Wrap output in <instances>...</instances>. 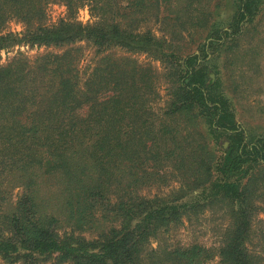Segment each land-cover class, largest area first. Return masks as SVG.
<instances>
[{
	"label": "trees",
	"instance_id": "trees-1",
	"mask_svg": "<svg viewBox=\"0 0 264 264\" xmlns=\"http://www.w3.org/2000/svg\"><path fill=\"white\" fill-rule=\"evenodd\" d=\"M51 1L69 14L87 6L92 20L45 24ZM120 1L0 0V49L57 48L32 58L17 51L0 64V260L202 264L216 256L220 264H264V228L254 227L264 195V134L247 136L205 60L242 35L264 0H234L224 27L184 0V22L205 30L204 42L185 54L164 52L163 37L132 27V11L156 13L160 0ZM12 19L21 31L6 30ZM80 41L98 56L83 76L80 49L72 46ZM112 48L164 63L168 96L161 108L152 106L157 73L128 55L113 56ZM191 120L202 122L203 133ZM165 169L175 174L176 189L137 193ZM14 187L19 194L8 204ZM206 210L220 211L225 220L214 248L149 246ZM58 218L68 231L59 234ZM97 220L110 225L95 238L75 232Z\"/></svg>",
	"mask_w": 264,
	"mask_h": 264
},
{
	"label": "rangeland",
	"instance_id": "rangeland-1",
	"mask_svg": "<svg viewBox=\"0 0 264 264\" xmlns=\"http://www.w3.org/2000/svg\"><path fill=\"white\" fill-rule=\"evenodd\" d=\"M197 7L209 11L214 27L225 26L233 10L234 0H193ZM123 0L120 5H124ZM184 5V0H160L158 11L146 12L134 10L129 18L133 20V26L136 30L148 29L154 36L163 37L166 44L164 52L172 49L174 52L181 54L194 51L199 43L205 40V30L197 29L184 22V13L180 9ZM125 10L120 11V18L127 20L123 15ZM59 18L64 20L73 19L81 23L92 20L88 7L82 6L73 14H69L63 4L57 1H51L45 8V24L56 22ZM6 30L21 31V23L10 20L6 23ZM79 47L81 54L77 67L81 76L97 60L94 47L87 41H80L72 45ZM229 46V48L225 47ZM227 48V49H226ZM19 51L28 58L37 54L49 51L55 52L57 48L44 45L19 44L7 49H0V64L5 63L15 52ZM196 52V51H195ZM109 53L113 56L128 55L136 60L140 65H149L156 73V92L158 98L153 102L154 108H161L167 99L168 79L163 68L164 63L152 59L145 53L137 52L133 54L125 53L118 48H112ZM212 56V57H211ZM206 63L210 65V77L216 79L218 87L230 100V106L235 113L237 123L244 129L248 137L264 134V6L253 22L246 25L244 32L236 40L230 41V44L222 45L213 55H207ZM165 67V66H164ZM179 125L187 126L190 124L179 118ZM203 133L204 125L202 122L197 124L191 120ZM197 140L201 138L197 135ZM209 144H211L209 142ZM224 146L226 143H221ZM175 174L168 169L164 170V177L138 186L137 193L141 196L163 195L168 194L171 190L176 189L179 185L175 179ZM42 192H47L45 186H41ZM19 194V188L14 187L7 195V202L11 204ZM260 203V210L256 213L254 227L264 228V195ZM220 211L206 210L201 215L191 218H183L182 222L175 228L170 229L167 233L157 235V238L151 239L149 246L155 247L158 242L170 244V246L186 247L191 244H198L206 248H214L218 243L220 233L225 226V220ZM59 234L68 231L70 228L64 225L63 219L58 218ZM115 224L114 222H112ZM110 225L109 222L97 220L92 223L83 225L80 234L86 239L95 238L100 231H104ZM259 235V233H257ZM256 239V237H255ZM260 244V242L258 241ZM0 264H5L0 260ZM43 264H53L48 261ZM66 264V263H63ZM202 264H220L218 258L212 259Z\"/></svg>",
	"mask_w": 264,
	"mask_h": 264
},
{
	"label": "water",
	"instance_id": "water-1",
	"mask_svg": "<svg viewBox=\"0 0 264 264\" xmlns=\"http://www.w3.org/2000/svg\"><path fill=\"white\" fill-rule=\"evenodd\" d=\"M226 143V142H225Z\"/></svg>",
	"mask_w": 264,
	"mask_h": 264
}]
</instances>
